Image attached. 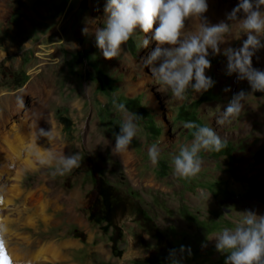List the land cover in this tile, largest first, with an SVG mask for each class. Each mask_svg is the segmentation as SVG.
<instances>
[{
  "label": "rangeland",
  "instance_id": "1",
  "mask_svg": "<svg viewBox=\"0 0 264 264\" xmlns=\"http://www.w3.org/2000/svg\"><path fill=\"white\" fill-rule=\"evenodd\" d=\"M210 1L203 16L217 23L218 0ZM236 1L224 0L234 9ZM251 1L239 7L255 11L252 20L180 43L169 37L176 31L166 0H0V95L24 93L10 121L28 113L34 126L5 131L27 142L32 135L47 152L34 168L0 164L8 263L264 264V147L237 145L247 129L244 92L251 81L264 84V0L253 10ZM102 73L106 87L94 80ZM132 98L140 116L127 108ZM219 139L237 144L214 145ZM96 176L111 187L119 255L112 227L104 232L87 218ZM183 190L232 208L228 219L219 212L225 225L203 205L176 210ZM132 198L148 220L124 217ZM39 250L46 259H33Z\"/></svg>",
  "mask_w": 264,
  "mask_h": 264
},
{
  "label": "bare ground",
  "instance_id": "2",
  "mask_svg": "<svg viewBox=\"0 0 264 264\" xmlns=\"http://www.w3.org/2000/svg\"><path fill=\"white\" fill-rule=\"evenodd\" d=\"M166 1L170 3L173 2L174 17L172 20L173 21L172 27H174V31H176V35H174L172 33L173 31H171L169 37L175 39L177 42L180 43L182 42L184 43L185 40L192 39L193 37L195 41L198 42L206 34L209 33L218 34L225 32L227 30L229 22L234 24H239L245 18L247 20L248 19L252 20V18H255L256 16L255 11H251V12L249 11L247 12V14L243 15L240 11L241 8L239 7V0L236 1L235 3V5L237 6L235 7V9L232 8L229 3H225L224 0H218L217 3L213 4V6H215L213 7V9L216 12L215 17L217 18V23H211V22L209 23L206 20V16H203V14H206L208 10H206V8H204L203 10V7L207 6L208 9L211 11L212 8L209 5L211 2L210 0H171V1L166 0ZM249 4L251 9L256 8L258 5L256 0L251 1ZM38 47H40V45H38ZM41 54L43 53H36L35 55L38 56L40 59L50 60L48 58L42 57ZM0 56H2L1 52H0ZM54 59L55 58H53V60ZM55 60L52 61L51 63L55 62ZM182 61L185 62L187 61V59L183 58ZM45 63L48 62H42L39 65ZM42 88H43L42 86L38 84H34V89L38 92V94H42ZM23 94L17 93L11 95H0V164L4 166L6 162L8 164H12L20 161L25 167L34 168L35 167L34 160L35 159L45 160L47 158V152L41 146H37L35 142L36 140L32 138V135H31V139H29L30 142H27V137L25 136L24 133H20V134L16 133L14 134L15 135L14 138L10 139L8 137V131H5L7 124L9 125V130L12 131H16L21 126L23 127L29 126L31 130L30 132L34 133L33 123L27 120L28 113L22 114V118H20L21 123H18L16 121H10V117L15 116L17 113L22 111L21 97L23 96ZM95 136H97V133H94V137ZM30 153H32V156ZM4 167L7 168L6 165ZM14 174L15 176L18 175L17 172H15ZM39 207H40L39 211L43 213V205L39 204ZM5 249L6 247L4 243L0 240V264H10L8 263L7 257L5 258L3 255ZM46 258H47L46 252H44L43 250H39L37 253L33 255V259H46Z\"/></svg>",
  "mask_w": 264,
  "mask_h": 264
},
{
  "label": "crops",
  "instance_id": "3",
  "mask_svg": "<svg viewBox=\"0 0 264 264\" xmlns=\"http://www.w3.org/2000/svg\"><path fill=\"white\" fill-rule=\"evenodd\" d=\"M244 97H245L244 109L246 111L245 117H246V122H247V125H246L247 129L241 135L240 142H238L239 144L233 143L231 140H228V139H219L213 142L214 145H217L218 142L222 144L233 143V144L242 146L241 148L247 152H254V151L263 149L264 147V97L255 96L253 92L250 90L244 92ZM209 139H212V138H209ZM218 156L219 157L225 156V152L223 151L222 153L220 151ZM177 186L179 187V185ZM179 191H180V187L178 188L177 192L179 193ZM178 197L179 199L176 202V208H175L176 210L186 205L191 206V207H197V208L203 205L202 206L203 208H207L208 211L214 212L216 216L214 219L218 220L217 227L224 226L225 223L227 222V220H223V218L220 216V213H219L220 210L223 211L227 219L229 218L228 212L230 213L233 212L232 208H230L229 206H226L225 204H223V202H220L221 200L217 196L213 197V194H210V193L204 196V195L192 194L190 193V191L183 190L182 194L178 195ZM240 199H241V196L239 197V195H237V198L234 201L236 206H241L242 202ZM182 218L185 220L187 219L188 222H191V220L188 218H184L183 216ZM195 231H198V230H195ZM206 238L207 237H203V239H201L202 240L201 243H203Z\"/></svg>",
  "mask_w": 264,
  "mask_h": 264
},
{
  "label": "trees",
  "instance_id": "4",
  "mask_svg": "<svg viewBox=\"0 0 264 264\" xmlns=\"http://www.w3.org/2000/svg\"><path fill=\"white\" fill-rule=\"evenodd\" d=\"M94 80L97 82L98 86L102 87H106L111 83L108 76L103 73L96 74ZM133 101V98L129 100L127 108L131 112L139 115L133 107ZM57 120L64 129L70 126V122L65 118L64 114H60ZM259 161H264V156H262ZM91 193H93V198L87 206V218L89 221L101 225V229L104 232H106L109 227H112L113 230L108 235L110 248L113 254L119 255L120 249L117 247V242L121 237V227L115 222V209L111 202V187L103 181L102 177L96 176L94 177ZM123 213L125 214L124 217L131 220H138L140 218L149 219L141 204L134 198L128 200L127 204L123 205ZM201 241L200 239L199 242Z\"/></svg>",
  "mask_w": 264,
  "mask_h": 264
},
{
  "label": "water",
  "instance_id": "5",
  "mask_svg": "<svg viewBox=\"0 0 264 264\" xmlns=\"http://www.w3.org/2000/svg\"><path fill=\"white\" fill-rule=\"evenodd\" d=\"M249 85L252 88V92L255 96H262L264 94V84L251 81Z\"/></svg>",
  "mask_w": 264,
  "mask_h": 264
}]
</instances>
